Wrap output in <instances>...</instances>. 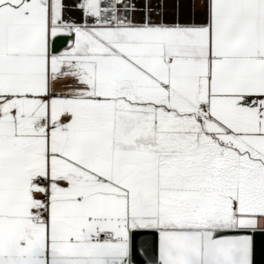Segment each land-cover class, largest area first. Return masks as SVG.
<instances>
[{"label": "snow or ice", "instance_id": "snow-or-ice-1", "mask_svg": "<svg viewBox=\"0 0 264 264\" xmlns=\"http://www.w3.org/2000/svg\"><path fill=\"white\" fill-rule=\"evenodd\" d=\"M0 264H264V0H0Z\"/></svg>", "mask_w": 264, "mask_h": 264}]
</instances>
